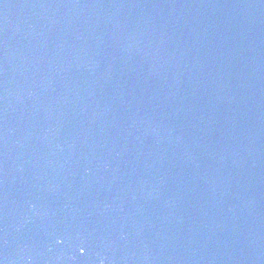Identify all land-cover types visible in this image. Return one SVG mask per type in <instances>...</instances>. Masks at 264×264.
I'll use <instances>...</instances> for the list:
<instances>
[{
  "label": "water",
  "instance_id": "1",
  "mask_svg": "<svg viewBox=\"0 0 264 264\" xmlns=\"http://www.w3.org/2000/svg\"><path fill=\"white\" fill-rule=\"evenodd\" d=\"M0 264H264V0H0Z\"/></svg>",
  "mask_w": 264,
  "mask_h": 264
}]
</instances>
